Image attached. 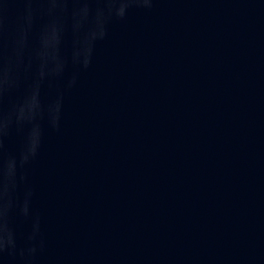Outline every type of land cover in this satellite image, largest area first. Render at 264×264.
Returning <instances> with one entry per match:
<instances>
[{
  "label": "water",
  "instance_id": "1",
  "mask_svg": "<svg viewBox=\"0 0 264 264\" xmlns=\"http://www.w3.org/2000/svg\"><path fill=\"white\" fill-rule=\"evenodd\" d=\"M0 264H264V0H0Z\"/></svg>",
  "mask_w": 264,
  "mask_h": 264
}]
</instances>
